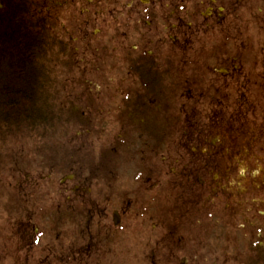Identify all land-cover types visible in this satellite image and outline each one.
Instances as JSON below:
<instances>
[{
	"label": "flooded vegetation",
	"instance_id": "1",
	"mask_svg": "<svg viewBox=\"0 0 264 264\" xmlns=\"http://www.w3.org/2000/svg\"><path fill=\"white\" fill-rule=\"evenodd\" d=\"M25 100L64 163L0 172V264H264V0H0Z\"/></svg>",
	"mask_w": 264,
	"mask_h": 264
},
{
	"label": "rangeland",
	"instance_id": "2",
	"mask_svg": "<svg viewBox=\"0 0 264 264\" xmlns=\"http://www.w3.org/2000/svg\"><path fill=\"white\" fill-rule=\"evenodd\" d=\"M24 102H26V100ZM46 109H47V106H46ZM49 110L50 111L52 110V104L49 105ZM51 113L53 114V111H51ZM24 132H23V137L21 138V141H19L18 143L12 144V143H9L8 141L3 142V140L6 138V135H5V132L4 131H0V172L2 171V173H3L4 182L6 180H8V182L10 181V179H9V174L11 173L10 170H12L13 173H15L14 172V168H16V166H17V164H16L17 163V160H19V158H20V156L22 154V152L20 154L18 152V151H21V146L24 143H25V146H28V145L30 146L32 144V141L34 140V137L35 136H32V138H29V139L25 138ZM16 136H17L16 138L19 139L20 138V133H18ZM40 144L42 145V150L48 151L49 147H48V145H45L46 144L45 141H42L41 140L40 141ZM13 145L16 146L15 149H14V146ZM55 145L57 146V144H55ZM25 146L22 148L23 151H25V148H26ZM50 147H51V149L49 150V153L53 156L52 161H54V159L59 160V159H57V157H58L56 155L57 152H56V154L53 152V150H52L53 147H52L51 144H50ZM2 151H4V154L3 155L1 154ZM3 156H5L6 159H4ZM7 159H10L11 162H9ZM27 159H25L24 164H21L22 168L24 167L25 163L27 162ZM41 241H44L43 242L44 247H45V249H47L48 237L42 236L41 237ZM40 252H41V250H39V251L36 252L35 259H37V261L39 262V264H42L39 261V258H43V256L40 255ZM33 264H35V263H33Z\"/></svg>",
	"mask_w": 264,
	"mask_h": 264
}]
</instances>
